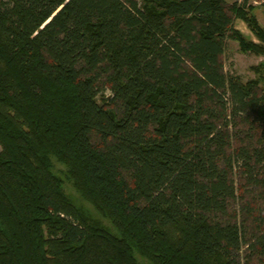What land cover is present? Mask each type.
Listing matches in <instances>:
<instances>
[{
    "label": "trees",
    "instance_id": "trees-1",
    "mask_svg": "<svg viewBox=\"0 0 264 264\" xmlns=\"http://www.w3.org/2000/svg\"><path fill=\"white\" fill-rule=\"evenodd\" d=\"M253 9L0 0V264H264V218L229 212L234 164L264 187ZM228 39L257 78L224 72ZM248 114L261 147L232 148Z\"/></svg>",
    "mask_w": 264,
    "mask_h": 264
},
{
    "label": "rangeland",
    "instance_id": "rangeland-1",
    "mask_svg": "<svg viewBox=\"0 0 264 264\" xmlns=\"http://www.w3.org/2000/svg\"><path fill=\"white\" fill-rule=\"evenodd\" d=\"M225 3L227 7H230L232 4H236L238 6L244 5L245 7L253 6V13L259 25L264 30V0H225ZM233 25L235 29H237L245 38L257 42V39L240 19H235L233 17ZM262 60V56L240 52L237 42L229 39L226 41L225 51L221 57L224 72L229 76L238 77L242 82L257 78L251 68L257 66ZM262 77H264V72H262ZM263 88L264 78L260 81V90H258V92L261 93ZM243 116L245 117V115ZM247 119V122H243L240 118H235L234 120L231 118L229 128L231 134L233 135L232 148L241 146L249 151L248 147H261L258 143L260 133V126L258 125L259 122L254 121L253 126L252 124L250 125L253 121V115L251 114L247 115ZM262 152L264 153V147L262 148ZM259 167L260 166L254 167V171H257L258 179L262 177L261 174L263 172V169ZM244 171L245 168H243L241 162L234 164L232 180L236 189V199L233 203H231L229 212H232L233 209L235 210L238 222L243 223L247 236H249L255 227V223L252 219H260V217L264 218V187L248 184ZM246 206L249 210L253 211L252 214H248ZM241 207H243L245 211L238 209ZM244 248L245 247L243 246V255L246 256L248 253L245 252Z\"/></svg>",
    "mask_w": 264,
    "mask_h": 264
}]
</instances>
